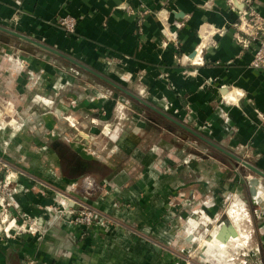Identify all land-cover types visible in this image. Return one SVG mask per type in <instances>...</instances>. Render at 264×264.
Returning a JSON list of instances; mask_svg holds the SVG:
<instances>
[{
  "label": "crops",
  "instance_id": "obj_1",
  "mask_svg": "<svg viewBox=\"0 0 264 264\" xmlns=\"http://www.w3.org/2000/svg\"><path fill=\"white\" fill-rule=\"evenodd\" d=\"M251 4L264 16V0H0V26L68 55L83 66L11 34L139 102L100 76L137 93L264 172V68L250 66L257 42L242 46L235 38L240 11ZM65 14L76 18L72 33H66L57 22L58 16ZM126 82L141 85L134 92ZM32 101L52 106V99L40 94ZM147 109L153 113L148 116L164 119L232 158ZM6 128V132L11 130L9 125ZM160 128L147 123L121 134L114 128L116 137L108 134L117 146L109 163L81 155L65 140L41 144L22 131L9 137L0 129V153L21 167L13 183L11 234L0 231V264H182V253L193 240L189 230L211 222L228 191L247 205L237 211L245 217L244 229L237 231L234 226L237 237L230 236V241L243 244L251 235L256 245L246 252L242 263L228 264H264V176L247 166L258 177L241 175L234 158L225 163L206 158L202 165L196 163L185 156L184 147L174 146L173 140L164 142L166 135ZM39 146L54 150L58 161L62 160L60 176L57 169L41 161ZM156 147L164 151L163 160L169 164L176 160L171 153L176 148L180 157L177 170L189 167L198 171L195 180L179 183L161 172L154 165ZM136 154L145 156L140 159ZM131 158L141 163L134 162L137 167L126 172ZM84 175H90L99 187L105 186V192L95 197L101 212L97 223L82 235L75 226L52 220L44 206L55 200L49 195L56 185L71 186ZM57 177L63 180L56 181ZM172 196L177 199L170 201ZM184 200L193 202L196 209L191 212L195 217H190L187 232ZM234 210L231 207L228 213ZM17 212L34 216L39 233L14 231V225H20L14 216ZM207 217L210 221L205 222ZM39 228L45 229L44 233ZM192 236L198 237L197 232ZM213 241L208 245L217 247L219 241ZM227 243H222L224 248Z\"/></svg>",
  "mask_w": 264,
  "mask_h": 264
},
{
  "label": "rangeland",
  "instance_id": "obj_2",
  "mask_svg": "<svg viewBox=\"0 0 264 264\" xmlns=\"http://www.w3.org/2000/svg\"><path fill=\"white\" fill-rule=\"evenodd\" d=\"M0 66L4 67V69H0V129L9 137L16 135L15 132L22 131L28 139L41 140V144L48 141L62 142L61 140H65L81 155L99 157L109 163L112 149L117 144L110 139L108 133L112 137H116V132L112 131L116 127L118 134H121L123 130L128 132L135 126L144 128L145 124L149 123L152 127L155 124L163 127L160 128V131L166 135L163 139L164 142L165 140H173L176 143L174 146L184 147L185 156L194 158L196 163L202 165L205 158L224 163L225 160L235 161L183 132L174 124L171 125L164 119L160 121L148 116L149 114L153 115V113L147 109V106L111 89L110 86L101 83L76 66L55 58L44 50L38 49L34 44L8 33H0ZM139 85H141L139 82L126 84L134 92H137ZM35 94L52 99V106H48L42 101L36 103L32 101ZM7 125L11 128L8 132L5 131ZM103 132H106L107 135ZM37 151L41 161L49 164L52 170L57 169L60 176L62 173L59 169V163H62V160L58 161L54 154L55 151H50L45 146H39ZM175 151H177L176 148L171 149L176 160L173 164H169L163 160L164 151L160 147H156L154 165L161 172L172 176L175 181L179 183L190 182L191 184L198 175V171L196 172L189 167L177 170L176 166L179 163L177 160L180 157ZM49 153L51 158L46 159ZM136 156H141L140 159H142L145 155L136 154ZM140 159L131 158L124 170L129 172L132 166V168L137 167L135 164L141 163ZM235 162L241 175L251 173L255 177L257 176L240 161ZM1 166L3 167L1 170L2 177L8 173L6 179L8 187L6 189L12 197L15 194V184L13 183L17 181L18 167L20 166L0 153ZM140 171L143 172L142 168ZM55 180L59 181L63 178L57 177ZM71 183V186L67 187H63V184L61 186L56 185V189H52L53 191L49 195L54 196L55 200L52 201V204L45 205L44 209L46 213L48 210L51 212L50 218L52 220L71 224L84 235L94 223H97V218L101 215L95 197L98 193L105 192V186L99 187L97 182L95 183L94 179L90 178V175H84ZM222 198L220 212L218 215L212 216L211 222H208L210 219L207 217L205 221L208 222L207 224L189 230V236L193 240L182 253V264H228L231 261L242 263L241 260L245 259L246 252L255 249L256 245L253 243L254 238L251 235L243 244H238V241H228L225 248L221 242H217V247L208 245L210 243L207 241V236L211 234V229L217 225L216 223L220 219H227L237 231L244 229L242 227L245 217L237 211L240 210V207H246V202L240 201V199L237 201L233 191L226 192ZM173 199L177 198L172 196L170 201ZM13 200L14 198L12 200L6 199L8 202ZM184 203L187 206L184 208V226L185 229L186 227L189 229L191 227L190 217H195L191 212L195 208H192L193 202L190 200H184ZM13 207L12 203L9 206L8 204H5L4 207L1 206L2 209L6 208L8 212L6 215V210H4L5 224L13 216L10 213V209ZM231 207L235 210L230 214L228 212ZM14 216L20 226L22 224L24 226V223L33 226L32 228H28L29 226L16 228L14 231L28 232L33 235L39 233L37 219L34 216L24 212H17ZM3 218L4 214L2 213L0 221ZM108 219L104 217L105 221ZM39 229L40 233H44L45 229ZM193 231L199 232L198 237L192 236ZM205 238L206 240L203 241ZM205 249H208L207 254L204 252Z\"/></svg>",
  "mask_w": 264,
  "mask_h": 264
},
{
  "label": "built area",
  "instance_id": "obj_3",
  "mask_svg": "<svg viewBox=\"0 0 264 264\" xmlns=\"http://www.w3.org/2000/svg\"><path fill=\"white\" fill-rule=\"evenodd\" d=\"M244 5V2H242ZM58 24L66 33H72L75 30L76 26V18L72 15L65 14L60 15L57 18ZM238 29L236 33L237 42L241 43L242 46H247L250 42L256 41L257 45L253 54L252 59L250 60V66L254 68H264V16L261 12L255 7L254 4H251L248 8H243L240 11L238 22L235 23ZM3 167H0V215L3 213L4 218L0 221V231H2L5 235L9 236L10 228L12 226L9 223L5 224V216L8 215L6 208L2 209L1 206L4 207L5 204L15 205L13 201H6V199H13L6 189L7 183L6 179L8 178V173L2 177L1 170ZM3 180V183H2ZM6 202V203H5ZM14 202V203H13ZM10 209V208H9ZM6 210V215L4 213ZM25 224V223H24ZM28 228H32L33 226L28 225ZM16 228L23 227V224L20 226H15Z\"/></svg>",
  "mask_w": 264,
  "mask_h": 264
},
{
  "label": "water",
  "instance_id": "obj_4",
  "mask_svg": "<svg viewBox=\"0 0 264 264\" xmlns=\"http://www.w3.org/2000/svg\"><path fill=\"white\" fill-rule=\"evenodd\" d=\"M0 30H3L5 32H8L10 34L16 35L20 38L29 40L34 42L35 44L39 45V46H43L46 47L47 49L51 50L52 52L59 54L63 57H66L67 59H69L71 62H74L75 64L79 65V66H83L82 64H80L78 61L74 60L73 58L69 57L68 55H65L53 48H49L47 46H45L42 43L36 42L34 40H31L21 34H18L16 31H13L9 28H6L4 26H0ZM95 73V72H94ZM97 74V73H95ZM98 76H100L99 74H97ZM101 78H103L104 80H106L108 83H110L111 85H113L114 87L119 88L120 90H122L123 92H125L126 94L130 95L131 97H133L134 99L138 100L139 102L143 103L144 105L150 107L151 109L155 110L156 112L160 113L161 115L167 117L168 119H170L171 121H173L174 123H176L177 125H179L180 127L184 128L185 130H187L188 132H190L191 134H193L194 136L198 137L199 139L205 141L206 143L210 144L211 146L215 147L216 149L220 150L221 152L231 156L232 158H234L237 161H240L243 165L247 166L248 168L252 169L253 171L257 172L258 174L264 176V172H262L261 170H259L258 168H256L255 166H253L252 164H250L248 161H246L245 159L240 158L239 156L235 155L234 153L226 150L225 148L220 147L219 145L215 144L214 142L210 141L209 139H207L206 137H204L203 135L199 134L198 132L194 131L193 129H191L190 127L182 124L181 122L175 120L174 118L170 117L169 115H167L165 112L161 111L160 109L156 108L155 106H153L152 104L146 102L145 100H143L141 97H139L138 95L130 92L129 90L123 88L122 86H120L119 84H117L116 82L105 78L103 76H100ZM217 231L215 236L219 239H225L226 236H236V231L235 228L233 226V224L231 222H229L227 219H220L217 223ZM208 237H212V235L210 234Z\"/></svg>",
  "mask_w": 264,
  "mask_h": 264
},
{
  "label": "bare ground",
  "instance_id": "obj_5",
  "mask_svg": "<svg viewBox=\"0 0 264 264\" xmlns=\"http://www.w3.org/2000/svg\"><path fill=\"white\" fill-rule=\"evenodd\" d=\"M201 227V226H200ZM198 231H197V235H198ZM215 234L216 233H212L211 235H212V237H208L207 238V241L208 242H210V241H213V240H216V241H219V242H221V243H227L228 242V238H229V241L231 240V238L233 237H230L231 235H229V236H226L225 237V239H219V238H217L216 236H215ZM234 237H237V235L236 236H234ZM214 242V241H213Z\"/></svg>",
  "mask_w": 264,
  "mask_h": 264
}]
</instances>
